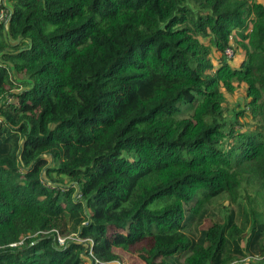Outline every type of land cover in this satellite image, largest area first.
I'll list each match as a JSON object with an SVG mask.
<instances>
[{"label": "trees", "instance_id": "obj_1", "mask_svg": "<svg viewBox=\"0 0 264 264\" xmlns=\"http://www.w3.org/2000/svg\"><path fill=\"white\" fill-rule=\"evenodd\" d=\"M3 7L0 264L264 256L263 1Z\"/></svg>", "mask_w": 264, "mask_h": 264}, {"label": "rangeland", "instance_id": "obj_2", "mask_svg": "<svg viewBox=\"0 0 264 264\" xmlns=\"http://www.w3.org/2000/svg\"><path fill=\"white\" fill-rule=\"evenodd\" d=\"M5 3H7V0H3ZM264 2V0H261ZM236 98H242L241 94L236 95L235 97H230L231 102H234ZM233 104V103H231ZM227 114H230V110L227 111ZM246 121L252 122L251 119L245 118ZM210 225V222L208 220H205L202 227H207ZM114 254L116 256V259L111 264H143L137 257V255L134 252V247L125 245V244H119L114 246Z\"/></svg>", "mask_w": 264, "mask_h": 264}, {"label": "built area", "instance_id": "obj_3", "mask_svg": "<svg viewBox=\"0 0 264 264\" xmlns=\"http://www.w3.org/2000/svg\"><path fill=\"white\" fill-rule=\"evenodd\" d=\"M9 8L7 7V8H1L0 9V22H5L6 20H7V17H8V15H9ZM225 54H226V56L227 57H230L231 55H232V51H231V49H227L226 50V52H225ZM47 186H49V185H47ZM67 238H69V239H72V240H77V241H88V240H84V239H80V238H78V236H73V235H70V236H68ZM65 239H66V237H63V236H61V235H58L57 236V241H58V243L60 244V245H63L64 244V242H65ZM12 246H14V245H16V244H11ZM89 255H91L92 256V252L91 251H89ZM93 257V256H92ZM93 259H94V264H104V262H102V261H99L98 259H96L95 257H93ZM248 261H252V262H262V264H264V256H261V255H255V256H247V257H245V258H243V260H240V261H235V262H233V263H231V264H245L246 262H248Z\"/></svg>", "mask_w": 264, "mask_h": 264}, {"label": "crops", "instance_id": "obj_4", "mask_svg": "<svg viewBox=\"0 0 264 264\" xmlns=\"http://www.w3.org/2000/svg\"><path fill=\"white\" fill-rule=\"evenodd\" d=\"M114 248H115V247H113V251H114Z\"/></svg>", "mask_w": 264, "mask_h": 264}]
</instances>
